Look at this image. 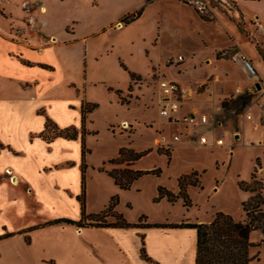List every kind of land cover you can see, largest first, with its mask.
Segmentation results:
<instances>
[{"label":"rangeland","instance_id":"374dc122","mask_svg":"<svg viewBox=\"0 0 264 264\" xmlns=\"http://www.w3.org/2000/svg\"><path fill=\"white\" fill-rule=\"evenodd\" d=\"M234 1L250 19L249 23L244 17L231 16L234 13L238 17V11L227 0H0V99L16 95L17 82L6 74L13 73L21 79H37L39 83L30 91L33 105L41 104L64 120L72 119L74 113L67 109V103L83 99L96 105L86 113L85 122L89 131L84 137L88 149L84 169L86 213L104 209L111 193V197H118L117 212L131 223H136L141 216L151 223L164 220L176 223L184 219L208 222L216 211L229 213L236 220L247 219L242 203L253 193L240 189L237 182L246 180L253 172L256 156L264 159V142L256 139L260 135L264 139V134L254 130L264 129V76L258 72L255 78L242 74L235 56L240 52V44L251 43L264 57V31L258 30L264 29V0ZM42 7L46 12L41 11L43 15L40 14ZM136 12L140 14L129 23L121 21ZM216 13H223L236 23L238 38L220 29ZM256 15L259 17L254 19ZM42 17L46 18L44 26ZM44 27L62 41L71 35L79 41L73 46L42 49L56 41L54 33L46 34ZM4 38L11 41L10 45L23 42L29 47L22 49L24 55L54 64L56 70L9 66L2 57L8 45ZM212 69L214 72L210 75ZM131 72L139 79L132 80ZM159 79L179 82L187 90L188 105L202 113L214 114L215 120L226 127L219 134L227 145L213 148L181 145L173 152L172 144L161 145L158 142L161 136L181 134L182 140L190 137L185 134L189 129L184 128L186 123L182 118L171 120L169 112H162ZM69 81L75 82L77 92L68 86ZM248 97L249 102L244 105ZM43 107L38 113L45 116ZM247 114H251L253 123L243 121ZM27 117L28 121L42 118L34 112H29ZM244 122H248L246 136L241 126ZM234 133H238L236 140ZM244 137L249 140L245 142ZM153 142L159 146L154 147ZM121 147L147 151L137 159L140 170L161 169L160 174H143L129 188H121L122 199L119 186L107 173L125 166V163L110 162L118 156ZM198 166H204L207 171L201 178V186H188L190 205L185 206L182 197L173 203L165 197L156 200L158 186L177 193L178 176ZM81 170L80 166V191ZM255 174L263 181L264 192V164L260 163ZM76 210L74 203L54 207L22 202L4 214L0 211V231L4 220L12 228L54 214H74ZM107 219L115 220L112 216ZM97 237L106 239L107 236L98 234ZM169 240L176 245L172 247L174 242ZM250 241L254 243L250 248V264H264V232L251 231ZM166 246L174 248L179 257H185L183 236L170 234L156 240L157 251Z\"/></svg>","mask_w":264,"mask_h":264},{"label":"crops","instance_id":"0c3cea01","mask_svg":"<svg viewBox=\"0 0 264 264\" xmlns=\"http://www.w3.org/2000/svg\"><path fill=\"white\" fill-rule=\"evenodd\" d=\"M235 2L240 7L238 2ZM41 5H44V3ZM235 8L238 11V17L234 13L230 14L234 18L239 19L241 16L240 11L237 7ZM45 13H42L40 10L41 15ZM257 16L254 19H257ZM215 17L220 29L228 31L233 37L238 38L235 34L238 31L237 26L233 20L223 13H216ZM243 17L246 23L250 22V19L246 17L244 12ZM42 18H44V26L46 18ZM258 30L260 32L264 31L261 27ZM44 32L46 34H48L47 32H50V34L54 33L50 29H45V27ZM46 34L43 35V39L47 38ZM54 35L56 41L42 46V49H53L58 45L63 46L68 44L73 46L75 42L79 41L74 35L69 36L67 41L58 39L55 33ZM1 36L2 33H0ZM4 40L6 43L11 42L5 38ZM22 49L27 50L29 47L23 42H15L11 45L8 43L2 57L9 63V66L18 69L40 68L50 71L56 70L54 64L30 59L27 55L23 54ZM239 51L240 54L251 58L256 63V71L264 76V57H261L256 48L251 43L248 46L240 44ZM230 62L236 66L233 61L230 60ZM40 64L50 65L52 69L40 66ZM213 72L214 69L210 70V75ZM6 74L9 79L16 80L17 87L15 91L16 95L4 96L0 99V143L3 145V148L0 150V211H3L4 214L8 209L13 206L16 207V205L19 206L22 202L26 204L36 203L41 206L48 204L54 207L74 203L77 206V210L74 214H54L45 219L32 220L12 228L7 225V220H4L0 235L26 230L30 226L55 218L80 219V203L77 200V196L80 194V137L73 139L56 137L54 140L47 142L39 137L31 138V136L43 130L46 115L59 127L73 126L77 130H80L82 101L78 99V102L72 101L67 103V109L74 113H72V119L64 120L58 114L46 110L41 104L33 105L30 91L39 83L37 79H21L19 76L13 75V73ZM242 74L246 75L244 72ZM67 84L75 92L78 91L75 82L69 81ZM41 107L46 111L45 116L38 113V109ZM29 112L41 115V121H28L27 116ZM193 113L197 116L205 114L196 110L193 105H188L187 102L172 114L180 119L184 115ZM206 115L209 117V121H215V123L201 124L197 122L195 125L185 124L184 128L189 129L185 134L191 138L196 136L198 131H202L203 128L207 127L204 132L208 134L210 140L215 137H223L219 134V131L225 130L224 124L220 120L216 121L214 114ZM262 116L264 117L263 114ZM245 119L243 121L249 120L252 123L254 122V119H248L246 115ZM247 123L241 124L244 136H246ZM188 127H191V129ZM254 130H261L264 134V129L262 128ZM238 133L240 135V132ZM238 133L233 134L235 140L238 138ZM190 138L171 143L172 152L181 145H191L201 148L227 145L224 138L223 145L199 144ZM244 138L245 142L249 140L246 137ZM168 139L171 141L172 136ZM256 139L264 142L263 135L258 136ZM152 145L156 148L159 146L157 142H153ZM233 152L234 150L230 153L233 154ZM255 158H259L260 163L264 164V159L261 156H256ZM137 161L131 165L132 168H140L136 165ZM7 168H10L11 174L7 173ZM194 169L201 173L200 178L207 171L204 166H198L189 168L185 172ZM14 175L17 178L16 183L12 181V176ZM249 178L250 176L246 180ZM115 185L117 184L115 183ZM121 190L119 187L118 193L122 199ZM111 195L110 193L106 199L108 203ZM118 205L116 204V211ZM182 221L190 222L189 219H184L176 223H181ZM143 222L151 223L149 219H143ZM164 222L168 223L169 220H164L162 223ZM98 234H105L107 237L106 239H101L97 237ZM141 234L144 236L146 252L152 261H147L140 255ZM170 234L174 237L183 236L185 238L184 258L182 256L179 257L174 248L169 246L162 248L161 252L156 250V240ZM26 236H29V242L26 241ZM1 242L2 245L3 243L6 245H4V249H2V245L0 246V264H50L49 261H53L54 264H195L196 256V230L187 227H78L74 224L58 223L15 233L3 238Z\"/></svg>","mask_w":264,"mask_h":264},{"label":"trees","instance_id":"16d2710c","mask_svg":"<svg viewBox=\"0 0 264 264\" xmlns=\"http://www.w3.org/2000/svg\"><path fill=\"white\" fill-rule=\"evenodd\" d=\"M258 1V0H254ZM232 2L238 9V5L234 0H228ZM200 13V10L197 9ZM240 11L241 17L243 13ZM140 12L128 14L124 16L121 21L129 23L135 16H138ZM202 16V14H201ZM45 68L52 69L50 65L40 64ZM130 77L132 80L139 79V76L131 72ZM249 102V97L244 103L246 105ZM96 105L85 102L82 99L81 103V126L80 130H77L73 126L59 127L50 117L45 116L44 128L39 133L33 134V137H39L47 142L54 140L56 137H63L66 139H73L80 137L81 140V191L77 196V200L80 203L81 217L78 220H73L67 217L55 218L45 221L41 224L30 226L26 230H19L13 233H4L0 235V238H4L15 233L28 231L38 227H44L47 225L58 223L74 224L78 227H187L194 228L196 230V256L195 264H250L252 257L250 256V248L254 245L250 241V233L253 230L260 229L264 232V192L263 181L257 177L255 170L260 166L259 158H256L255 168L250 174V180H239L237 182L238 187L244 191L252 192L253 194L248 200L242 203L243 211L247 219L245 221L236 220L229 213L223 211H216L213 218L209 222H188L182 221L181 223H144L145 216H141L136 223L128 222L124 216L115 210V206L118 202V197H111L108 205L97 213H86L85 210V178L84 169L86 167L85 154L88 149L85 146L84 137L89 132L86 129V113L93 109ZM3 148L0 143V150ZM158 151L161 148L157 149ZM147 151L137 152L131 147H121L118 151V156L112 158L110 162L122 164L124 167L115 168L107 171V173L113 178L114 182L120 188H129L134 180L146 173L160 174V168H153L151 170L134 169L131 165L139 159ZM168 155H170L168 153ZM201 173L198 170H191L178 176V192L175 193L164 186H158V194L156 200L166 198L169 202L173 203L178 197H182L184 205H190V198L187 193V188L190 185L201 186ZM108 216L115 218L114 221L107 219ZM26 241L29 242V236H26ZM140 255L147 261H152L148 256L144 243V236L141 234V247ZM50 264H54L53 261H49Z\"/></svg>","mask_w":264,"mask_h":264},{"label":"built area","instance_id":"2783aa9c","mask_svg":"<svg viewBox=\"0 0 264 264\" xmlns=\"http://www.w3.org/2000/svg\"><path fill=\"white\" fill-rule=\"evenodd\" d=\"M182 57L180 56L178 60ZM235 61L240 65L243 72L250 78L257 77V71L253 63L250 59L246 58L245 55L238 53L235 56ZM159 88H160V96H159V103L162 112H169V119L177 120L176 116L172 113L179 110L184 103L187 102V90L177 81L172 79H159L158 80ZM264 115V108L262 110ZM246 117L251 119V114H247ZM182 120L186 124H196L197 122L201 124L207 123H215V121H209V117L206 114L195 115L188 114L181 117ZM125 124V123H123ZM196 136L191 137L193 141L199 144H215V145H223L224 139L223 137H215L212 140L209 139L208 134L204 131H198ZM181 141V134H174L172 136L171 141H168V138L165 136H161L159 139V143L161 145L168 146L171 143H176Z\"/></svg>","mask_w":264,"mask_h":264},{"label":"bare ground","instance_id":"6f19581e","mask_svg":"<svg viewBox=\"0 0 264 264\" xmlns=\"http://www.w3.org/2000/svg\"><path fill=\"white\" fill-rule=\"evenodd\" d=\"M41 11L42 12H45V8L44 7H42L41 8ZM8 169V168H7ZM10 169V168H9ZM7 170V173H9V174H11L12 173V171L11 170ZM12 181H13V183H16V181H17V178L15 177V175L14 176H12ZM170 242H174V245L173 244H171V246L173 247V246H175L176 244H175V241H171V240H169Z\"/></svg>","mask_w":264,"mask_h":264},{"label":"water","instance_id":"95a60500","mask_svg":"<svg viewBox=\"0 0 264 264\" xmlns=\"http://www.w3.org/2000/svg\"><path fill=\"white\" fill-rule=\"evenodd\" d=\"M257 86H258V83H257Z\"/></svg>","mask_w":264,"mask_h":264}]
</instances>
